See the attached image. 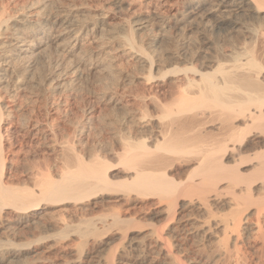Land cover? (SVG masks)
<instances>
[{
	"label": "bare ground",
	"instance_id": "obj_1",
	"mask_svg": "<svg viewBox=\"0 0 264 264\" xmlns=\"http://www.w3.org/2000/svg\"><path fill=\"white\" fill-rule=\"evenodd\" d=\"M62 2L0 0V264H264V0H142L146 12L117 25ZM128 59L146 74L125 98L140 107L116 115L121 148L84 155L71 138L56 178L36 167L37 189L14 185L18 135L39 144L55 132L35 106L14 116L21 100L3 94L31 89L65 108L59 89L93 74V100L116 107L134 83ZM92 110L70 122L78 143Z\"/></svg>",
	"mask_w": 264,
	"mask_h": 264
},
{
	"label": "rangeland",
	"instance_id": "obj_2",
	"mask_svg": "<svg viewBox=\"0 0 264 264\" xmlns=\"http://www.w3.org/2000/svg\"><path fill=\"white\" fill-rule=\"evenodd\" d=\"M15 2L17 1H20V0H14ZM59 1H63L65 2L66 4H70L72 5L74 3L75 6H72L73 8H76V9H85L86 12H82V11H77L76 14L78 17H83V15L85 16L87 14V11H91L90 13L94 12L95 10L97 9H101L103 8L105 11H107V20L106 22H109L107 24L109 25H114L116 24V22H120L122 20H125V19H130L134 16H137V15H143L146 10L149 8V6L147 4H145V2H141L142 0H127L126 1V7H122V8H115L113 7L110 2L112 0H59ZM84 1V2H83ZM62 2V3H63ZM82 2V3H80ZM77 3V5H76ZM82 4V5H80ZM85 5V7H84ZM77 6V7H76ZM80 6V7H79ZM89 6V7H88ZM87 8V9H86ZM124 8V9H123ZM89 9V10H88ZM164 9V8H163ZM162 9V10H163ZM94 10V11H93ZM80 12V13H78ZM82 12V14H81ZM88 12V13H89ZM84 13V14H83ZM113 23V24H112ZM108 25V26H109ZM117 25V24H116ZM144 30V29H143ZM144 30V31H140L139 32V37L141 36V38L144 40V37H145V34L149 31ZM144 34V35H143ZM138 40L137 43V46H144V49L148 51H150L152 48V42L148 40H146L145 42L146 43H142V41L140 42V38H136ZM150 42V43H149ZM72 59H75V57L73 58V56L71 57ZM128 60L130 62H128ZM126 63V65H124L122 63V65H124L123 67L126 66L127 68V71H126V68H123V70L125 69V72L127 73H131L130 75H133L132 78L134 79V83H131L130 85H128L125 94H123V98H122V103L123 105L117 104L116 107H112L110 104L108 103H105V102H95V100H93V98L91 97V92H93L94 90H98V88L100 87L101 84H99L98 82V78L100 77H97L96 75L93 76V74L89 75L88 76V79L86 80V82H79L77 83L78 85L77 88L73 89L74 91L76 89L79 88V90H76L78 91V93L75 91V93L71 90V95H69L70 93V90H65L64 87L60 88L61 86V83H62V80L60 81V83L58 84L59 86V90H63L61 95L64 96L65 99H67V102L68 105L67 107L63 108L64 105L63 104H59L57 103L56 105H53V106H50V104H45L44 102H40L36 99V95L33 94V93H30L32 90L31 89H27L26 91L25 90H19L18 91V94H17V99L15 100L12 99V101H10L11 98H9L8 100V97H6V93L3 94V96L5 97V100L6 102H8V105L12 106L15 105L14 102H18L19 100H21V108L18 107L17 111L14 110V116H19L18 113L20 111H23L26 115L31 114V112L29 111L31 106H35L36 109H35V113L33 112L32 115L34 116V114H37L38 118L43 121L44 123L45 122H48L50 121V123H52V128L54 129V138L52 141H49L50 139H46L44 140L43 142H40L39 144H37V142H31V134H28L26 136H23L21 138V136L18 135V140L15 144L14 147V151H13V154L11 153V155H13V165H14V168H13V172L12 173V178L15 179L14 180V185H17L19 187H30L31 189H37L38 186L35 184L34 180L32 179L33 176H35V174L37 173L38 168L45 170L47 171L48 173H50L52 175V177L56 178L58 176V172L60 171V168L62 166V163H61V159L59 158V154H60V148L61 146L66 143H68L69 139L71 141V138L72 140H75L76 143H75V147L77 148L78 151H80L81 153H83L84 151V155H86V153L88 154V152L90 150H93L96 152V153H107V152H110L112 150H119V148H121V142H120V138H119V132L116 131L117 128L115 127L116 124L114 123L115 122V118L117 117L116 115H125V114H129L128 112L130 113H133L135 111V109L137 107H140L138 106L137 104L134 103H131V101L129 102H126L125 103V98H129V93L131 94V92H136L138 91V89H141L143 86H145L142 82V77L144 76V74H146V68L145 67H141V65H137L138 63L134 64V61L133 60H130L128 59ZM133 61V62H131ZM132 64V65H131ZM129 65V67L127 66ZM134 68H133V67ZM121 69V68H120ZM144 69V70H143ZM129 71V72H128ZM131 71V72H130ZM134 71V72H133ZM139 72V73H138ZM133 73V74H132ZM141 73V75H140ZM106 77L104 76V78H101L102 81L104 80V83H107L109 84L110 83V77H108L109 75L105 74ZM138 75V76H137ZM92 77V78H91ZM108 77V78H107ZM138 78V80H136ZM95 79H96V82H95ZM106 80V81H105ZM141 80V81H140ZM88 81V82H87ZM90 81V82H89ZM92 81V82H91ZM139 81V82H138ZM98 83V84H97ZM138 83V84H137ZM84 84V85H83ZM89 84V85H88ZM96 84V86H95ZM142 84V85H141ZM86 85V86H85ZM82 86V87H81ZM88 86V87H87ZM99 86V87H98ZM81 87V89H80ZM95 89H94V88ZM97 87V88H96ZM132 90H130L129 89ZM136 87H139V88H136ZM12 88V87H11ZM86 88V89H85ZM136 88V89H135ZM172 88V89H170ZM170 88H167L165 93H160V96H159V100L161 101H168L169 100V96L171 93L175 92L176 91V88L174 89L173 87H170ZM90 89V91L88 90ZM94 89V90H93ZM30 92H29V91ZM135 90V91H133ZM169 90V91H168ZM58 91V90H56ZM89 92V93H88ZM28 93V94H27ZM24 94V95H23ZM26 94V95H25ZM65 94L67 95L65 97ZM168 94V96H167ZM19 95V96H18ZM75 95V96H74ZM90 95V96H89ZM69 96V97H68ZM72 96V97H71ZM83 96V98H82ZM125 96V97H124ZM167 98H166V97ZM19 97V98H18ZM24 97V98H23ZM57 97V95H56ZM19 99V100H18ZM29 99V100H27ZM87 99V100H86ZM91 99V100H90ZM163 99V100H162ZM14 100V102H13ZM18 100V101H17ZM69 100V101H68ZM73 100V101H72ZM82 100V101H80ZM33 103H32V102ZM77 101V102H75ZM93 101V102H92ZM124 101V102H123ZM20 103V101L18 102ZM30 103V104H29ZM44 103V104H43ZM75 103V104H74ZM94 103V104H93ZM125 103V104H124ZM42 104V105H40ZM73 104V105H72ZM84 104V105H83ZM93 106H92V105ZM97 104V105H95ZM128 106H127V105ZM25 105V106H23ZM46 105V106H44ZM62 105L59 109V106ZM71 105V106H70ZM82 105V106H81ZM91 105V106H89ZM101 105V106H100ZM125 105V106H124ZM58 106V108H57ZM86 106V107H85ZM90 108H89V107ZM108 106V107H106ZM46 107V108H44ZM53 107V108H52ZM72 107V108H71ZM85 107V108H84ZM93 107V108H92ZM95 107V108H94ZM102 107V108H101ZM123 107V108H122ZM153 108L151 105H148V110H157L156 108L154 109H150ZM45 110H44V109ZM81 108V109H79ZM116 108V109H115ZM125 108V109H124ZM49 109V110H48ZM64 109V110H63ZM68 109V110H67ZM72 109V110H71ZM83 109L87 110V111H84ZM90 109H93L91 111V114L93 115L91 121L93 122H90V125L92 124L93 126H95V130L91 133L88 134V136H85L86 138L83 139V141L85 142H79V140H77L76 136L74 137L75 133L74 130H72L73 128V123H70V122H76L78 120H82V118H84V116H88V111ZM41 110V111H40ZM57 110V111H56ZM71 110V111H70ZM79 110V111H78ZM114 110V111H113ZM128 112H127V111ZM43 111V112H42ZM59 111V112H58ZM74 111V113H73ZM81 111V112H80ZM84 114H83V112ZM117 111V112H116ZM133 111V112H132ZM15 112H18L17 114ZM57 112V113H56ZM95 112V113H94ZM115 112V113H113ZM127 112V113H126ZM69 113V114H68ZM119 113V114H118ZM74 114V115H73ZM83 114V115H82ZM98 114V115H97ZM82 115V116H81ZM75 116V117H74ZM80 116V117H78ZM99 116V117H98ZM95 117V118H94ZM100 118V119H99ZM44 119V120H43ZM65 119V120H64ZM94 119V120H93ZM98 119V121H97ZM114 119V120H113ZM14 122L16 121L15 118L13 119ZM69 121V122H68ZM108 123V124H107ZM72 124V125H70ZM87 124V123H86ZM107 124V125H106ZM113 124V126H112ZM111 125V126H110ZM71 126V127H69ZM100 126V127H99ZM111 128H110V127ZM113 127V129H112ZM118 127V126H117ZM57 128V129H56ZM116 128V129H115ZM74 129V128H73ZM98 129V130H97ZM56 130V131H55ZM58 130V131H57ZM100 130V131H99ZM74 133H73V132ZM111 131V132H110ZM71 132V133H70ZM115 132V133H114ZM118 133V134H117ZM73 134V135H72ZM71 137H70V136ZM89 137V138H88ZM66 139V140H65ZM87 139V140H86ZM86 140V141H85ZM49 141V142H48ZM78 141V142H77ZM20 142V143H19ZM30 142V143H29ZM65 142V143H64ZM50 143V144H49ZM53 143V144H51ZM78 143V144H77ZM79 144H83V145H79ZM87 144V145H86ZM92 145V146H91ZM20 146V147H19ZM19 147V148H18ZM103 147V148H102ZM16 148V149H15ZM85 148V149H84ZM88 148V149H87ZM105 148V149H104ZM100 149V150H98ZM104 149V150H103ZM17 150V151H16ZM87 150V151H86ZM89 150V151H88ZM108 150V151H107ZM83 151V152H82ZM107 151V152H106ZM58 152V153H57ZM10 154V153H9ZM55 154V155H54ZM58 154V155H57ZM15 156V157H14ZM17 157V158H16ZM109 157L111 158L112 156L109 154ZM53 158V159H52ZM56 158V159H54ZM58 159V161H57ZM28 162V163H27ZM21 164V166H20ZM33 164V165H32ZM57 164V165H55ZM37 165V166H36ZM47 166V167H46ZM55 166V167H54ZM30 167V168H28ZM33 174V175H32ZM31 175V176H30ZM14 176V177H13ZM13 182V181H12ZM64 217H65V221H66V224L68 225H74V224H77L79 222V220L81 219V215L77 214V213H74V212H70V211H67L64 213ZM106 249L103 248L99 253H98V256H104V254L106 253ZM55 254V255H53ZM61 256L62 254L60 252H53L51 253V255L53 256Z\"/></svg>",
	"mask_w": 264,
	"mask_h": 264
}]
</instances>
